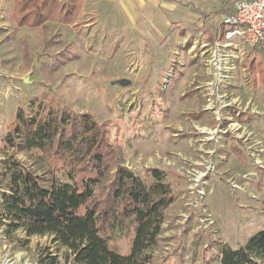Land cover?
<instances>
[{
    "label": "rangeland",
    "instance_id": "374dc122",
    "mask_svg": "<svg viewBox=\"0 0 264 264\" xmlns=\"http://www.w3.org/2000/svg\"><path fill=\"white\" fill-rule=\"evenodd\" d=\"M13 2L0 0V162L19 161L44 178L51 168L63 178L58 160L8 147L6 135L19 110L88 115L112 153L111 174L122 166L145 178L160 169L172 187L175 201L151 264H220L222 246L237 249L264 229V82L249 73L226 102L207 99L205 42L223 14L205 22L203 14L179 11L154 27L132 24L128 35L118 0H84L75 24L39 29L17 27ZM229 102L249 120L225 135L214 132V113ZM202 174L206 194L196 207L190 186ZM108 186L100 185L99 198ZM132 237L116 236L111 245L126 254ZM7 252L32 262L52 254L68 264V251L51 237L20 230L9 238L0 222V257Z\"/></svg>",
    "mask_w": 264,
    "mask_h": 264
},
{
    "label": "trees",
    "instance_id": "16d2710c",
    "mask_svg": "<svg viewBox=\"0 0 264 264\" xmlns=\"http://www.w3.org/2000/svg\"><path fill=\"white\" fill-rule=\"evenodd\" d=\"M84 0H15L13 19L18 28L39 29L50 24L73 25ZM223 27V23H222ZM222 30V28H221ZM214 39H210L212 42ZM248 70L264 82V63L248 61ZM8 147L19 152L38 151L44 162L60 163L48 169L47 178L12 159L0 162V222L11 237L23 231L27 238L49 236L68 253V264H151L166 223V211L175 196L167 176L150 169L140 177L128 168L112 164L101 139L98 124L88 115H59L45 109L16 114V123L6 135ZM109 182L105 198L98 196ZM133 234L130 251L114 249L116 236ZM220 264H264V229L234 249L222 246ZM37 264H60L52 254Z\"/></svg>",
    "mask_w": 264,
    "mask_h": 264
},
{
    "label": "built area",
    "instance_id": "2783aa9c",
    "mask_svg": "<svg viewBox=\"0 0 264 264\" xmlns=\"http://www.w3.org/2000/svg\"><path fill=\"white\" fill-rule=\"evenodd\" d=\"M263 42L264 0H235L232 11L223 19L222 30L212 42H205L207 47L205 64L211 76V82L207 86L209 103L213 99L226 102L228 95L225 90L238 79L249 80V54ZM231 106V102L225 103L214 113L218 121V127L214 132L219 131L225 135L232 129L242 128L237 120L240 116L237 110L236 112L232 110L235 112L234 116L226 113L231 110ZM254 113L259 114V112ZM199 177L194 183V188L190 186L192 201H195L196 207L200 206L199 198H204L206 194L202 189L203 186L199 185L205 174ZM0 264H37V262L17 259L7 252L0 257Z\"/></svg>",
    "mask_w": 264,
    "mask_h": 264
},
{
    "label": "crops",
    "instance_id": "0c3cea01",
    "mask_svg": "<svg viewBox=\"0 0 264 264\" xmlns=\"http://www.w3.org/2000/svg\"><path fill=\"white\" fill-rule=\"evenodd\" d=\"M118 2L123 16V18L121 19L124 21L125 25L127 24V26H125V33L130 35L132 24H134L133 30H135L136 28L143 29L146 28L147 26L154 27L156 22L162 21L166 17H168L170 20H174L173 17L175 15L178 17L177 12L179 11L184 12V10L187 11L193 10L198 14L205 15L204 17L201 15L202 18H206L205 22H207L210 19L209 17L210 14H212V16L214 17L223 14V19H224V17L229 12L232 11L235 0H118ZM14 3L15 0L13 2V7H12L13 9H14ZM208 12L209 15L206 16ZM182 17L183 16H181V18ZM222 22L223 21L220 22L216 30L209 28L210 30L209 35H212L213 39L216 38V35L221 30ZM263 45L264 42L261 46ZM259 46L256 49L252 50L253 51L252 57L254 56L255 58H258L256 52L260 48ZM241 82L243 81L241 79H238L233 85H231L227 90H225V93H227L228 98L232 90L237 88L240 84H243ZM237 111L240 114L237 120L241 125L244 119H246L244 120L245 122L249 120V118H247V115L244 117V114H248L246 111L244 110H237ZM254 112H258V111L256 110ZM226 113L232 116H234L235 114V112L231 110H228Z\"/></svg>",
    "mask_w": 264,
    "mask_h": 264
},
{
    "label": "water",
    "instance_id": "95a60500",
    "mask_svg": "<svg viewBox=\"0 0 264 264\" xmlns=\"http://www.w3.org/2000/svg\"><path fill=\"white\" fill-rule=\"evenodd\" d=\"M28 80H26V82H27Z\"/></svg>",
    "mask_w": 264,
    "mask_h": 264
}]
</instances>
